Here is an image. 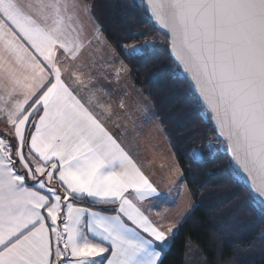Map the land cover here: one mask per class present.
Returning <instances> with one entry per match:
<instances>
[{"label":"snow or ice","instance_id":"1","mask_svg":"<svg viewBox=\"0 0 264 264\" xmlns=\"http://www.w3.org/2000/svg\"><path fill=\"white\" fill-rule=\"evenodd\" d=\"M95 8L0 0V264H165L190 211H159L179 190L162 191L138 159L157 114L130 103L142 95L132 62L161 37L212 128L204 138L191 125L183 148L169 137L171 174L184 183L181 157L215 165L223 145L229 180L264 219V0H130L158 32L143 41L111 36Z\"/></svg>","mask_w":264,"mask_h":264},{"label":"trees","instance_id":"2","mask_svg":"<svg viewBox=\"0 0 264 264\" xmlns=\"http://www.w3.org/2000/svg\"><path fill=\"white\" fill-rule=\"evenodd\" d=\"M95 13L108 33L119 39L130 32L145 35L137 40L152 39L158 32L140 12L128 8L130 0H94ZM155 55L146 63L136 64L134 87L142 90L158 121L173 144L183 148V134L196 124L204 138L212 136L208 121L198 117L200 108L187 79L170 63L168 47L156 45ZM162 121V123H161ZM170 144V143H169ZM171 147V145H170ZM172 152L174 151L171 147ZM183 179L194 201L165 264H185L192 255L196 264H264V219L245 207L246 192L228 178V158L219 153L215 165L188 166L181 157Z\"/></svg>","mask_w":264,"mask_h":264},{"label":"crops","instance_id":"3","mask_svg":"<svg viewBox=\"0 0 264 264\" xmlns=\"http://www.w3.org/2000/svg\"><path fill=\"white\" fill-rule=\"evenodd\" d=\"M85 26H87L86 21ZM85 59L90 60L91 56L86 54ZM98 83L102 86L106 85L103 78H101ZM135 90L137 89L133 87L132 91ZM144 99L146 98L143 95H138L136 101L130 102L134 111L137 107V103ZM150 106L152 107L151 103ZM7 128L8 125L5 120L0 117V132L5 131ZM138 139L141 146L140 157H138V159H141L146 173L151 176L153 181L159 185L162 191H168L172 188H177L179 190V195L174 194L175 204L171 206L160 204L159 211L171 218H176L183 213L191 211L194 206V201L188 191L184 179V183H180L179 174L173 175L170 172L175 157L173 156L168 138L157 118L156 123L150 124L144 130V135ZM152 214L155 216V211H153Z\"/></svg>","mask_w":264,"mask_h":264},{"label":"rangeland","instance_id":"4","mask_svg":"<svg viewBox=\"0 0 264 264\" xmlns=\"http://www.w3.org/2000/svg\"><path fill=\"white\" fill-rule=\"evenodd\" d=\"M158 34V33H157ZM156 34V35H157ZM162 43H164V39H163V37H161V39L160 40H158V41H156V45H158V44H162ZM158 119V118H157ZM211 137V136H210ZM210 137H208V138H210ZM221 152H224V146L223 145H221L220 146V148H219V153H221ZM197 262H196V260H193L192 259V255H190V256H188L187 258H186V261H185V264H196Z\"/></svg>","mask_w":264,"mask_h":264},{"label":"water","instance_id":"5","mask_svg":"<svg viewBox=\"0 0 264 264\" xmlns=\"http://www.w3.org/2000/svg\"><path fill=\"white\" fill-rule=\"evenodd\" d=\"M168 51H169V49H168ZM181 73H182V71H180ZM182 75L187 79V81H188V77L186 76V75H184L183 73H182ZM189 83V82H188ZM192 88V87H191ZM192 90H193V92L195 93V95H197L196 94V91H195V89L194 88H192Z\"/></svg>","mask_w":264,"mask_h":264}]
</instances>
